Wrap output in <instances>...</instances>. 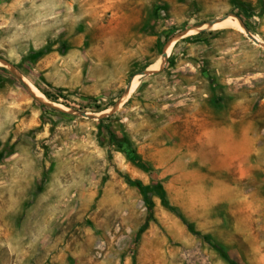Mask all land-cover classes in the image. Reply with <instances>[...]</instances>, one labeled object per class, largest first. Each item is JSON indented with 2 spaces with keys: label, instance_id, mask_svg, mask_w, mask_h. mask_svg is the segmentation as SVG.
<instances>
[{
  "label": "rangeland",
  "instance_id": "obj_1",
  "mask_svg": "<svg viewBox=\"0 0 264 264\" xmlns=\"http://www.w3.org/2000/svg\"><path fill=\"white\" fill-rule=\"evenodd\" d=\"M0 60V264H264V0H0Z\"/></svg>",
  "mask_w": 264,
  "mask_h": 264
},
{
  "label": "bare ground",
  "instance_id": "obj_2",
  "mask_svg": "<svg viewBox=\"0 0 264 264\" xmlns=\"http://www.w3.org/2000/svg\"><path fill=\"white\" fill-rule=\"evenodd\" d=\"M233 21H234V23H233ZM237 22L238 21H236L235 20V18L234 17H229L228 19H226L225 21H223V22H218V24H216V27H226V26H236L237 25ZM235 24V25H234ZM215 26V25H214ZM167 54H168V50H167ZM139 79V78H138ZM139 80H137V82H136V79L134 80V82H133V85H132V87H131V91L133 92L134 90H135V88H136V83L138 84L139 82H138ZM130 91V92H131ZM37 95V94H36ZM38 96V95H37ZM39 97V96H38ZM41 98V97H40Z\"/></svg>",
  "mask_w": 264,
  "mask_h": 264
},
{
  "label": "water",
  "instance_id": "obj_3",
  "mask_svg": "<svg viewBox=\"0 0 264 264\" xmlns=\"http://www.w3.org/2000/svg\"><path fill=\"white\" fill-rule=\"evenodd\" d=\"M230 16H226V17H223V18H221V19H217V20H214V21H212V22H210L209 23V25L210 26H214L215 24H217L218 22H223V21H225L226 19H228ZM248 34H250L249 32H248ZM251 36V35H250ZM167 47L168 46H166V49H165V54H164V58H167V56H168V54H167ZM2 63H4V64H7V62L6 61H4V60H0ZM151 74V72L150 71H145V72H143V73H141V76L143 77V78H145V77H147L148 75H150ZM131 88V86L128 88V89H130ZM44 103H46L45 101H43ZM84 116H87V114L86 113H84Z\"/></svg>",
  "mask_w": 264,
  "mask_h": 264
},
{
  "label": "trees",
  "instance_id": "obj_4",
  "mask_svg": "<svg viewBox=\"0 0 264 264\" xmlns=\"http://www.w3.org/2000/svg\"><path fill=\"white\" fill-rule=\"evenodd\" d=\"M191 38H188L187 40H190ZM109 130V132L112 134V131L110 130V129H108ZM129 183H131V184H139V187H140V189H141V191L145 194V195H147V187L145 186V185H143V184H141L139 181H133V180H131V179H129Z\"/></svg>",
  "mask_w": 264,
  "mask_h": 264
}]
</instances>
